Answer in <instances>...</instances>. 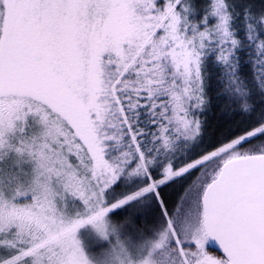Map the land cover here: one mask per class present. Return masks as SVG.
Segmentation results:
<instances>
[{
    "label": "snow or ice",
    "instance_id": "obj_1",
    "mask_svg": "<svg viewBox=\"0 0 264 264\" xmlns=\"http://www.w3.org/2000/svg\"><path fill=\"white\" fill-rule=\"evenodd\" d=\"M232 7L207 0L192 20L188 0H0V151L30 175L12 205L0 194V264H173V249L179 264H264V153L239 151L264 125L194 157L172 147L203 135L210 59L245 108L264 97V16L246 11L241 38ZM125 16L134 46L95 42Z\"/></svg>",
    "mask_w": 264,
    "mask_h": 264
},
{
    "label": "trees",
    "instance_id": "obj_2",
    "mask_svg": "<svg viewBox=\"0 0 264 264\" xmlns=\"http://www.w3.org/2000/svg\"><path fill=\"white\" fill-rule=\"evenodd\" d=\"M188 3L195 13L191 19L198 20L206 10L207 0H188ZM229 4L234 5L232 7L233 27L241 38L245 32L246 11L250 10L252 18L264 16V0H229ZM126 18L130 27V46H134L139 40L138 26L130 16ZM245 71L251 77L250 65H245ZM204 74L210 103L206 111L202 113L203 135L195 144L190 141L174 144L172 147L177 155L187 154L194 157L199 155L200 151L211 149L220 141L241 137L260 125H264V97L255 96L248 99L247 108H245V103L235 97L229 89L228 77L223 68L210 59L205 65ZM239 151L241 156L264 153V135H255L251 139H246ZM186 182V180L178 182L179 187L174 195L182 191ZM164 191L168 190L164 189ZM209 252L220 255L211 249Z\"/></svg>",
    "mask_w": 264,
    "mask_h": 264
},
{
    "label": "rangeland",
    "instance_id": "obj_3",
    "mask_svg": "<svg viewBox=\"0 0 264 264\" xmlns=\"http://www.w3.org/2000/svg\"><path fill=\"white\" fill-rule=\"evenodd\" d=\"M127 16L121 18L119 21H114L110 26L106 27L103 35L95 37L94 40L96 43L105 44V43H116L121 37H126L125 42L130 40V27L128 23ZM86 73L83 70V64H81L80 78L83 77ZM34 108L36 106H33ZM67 115L66 113L64 114ZM48 118L50 121V127L54 132H59L60 140L68 145L72 142V133L66 127L64 123V118L62 115L49 113ZM39 121L33 123L32 128L28 130L29 134L34 132L39 128ZM24 128L20 127L19 132L24 133ZM30 179L28 173V166L23 161L18 160L17 156L5 148L4 151H0V194H2L3 199L6 205H12L14 199L12 194L26 183ZM63 193H57V198L61 197ZM24 205H16V207H23ZM163 226L161 225V230ZM9 229L5 226L3 233V242H14L17 240V236L13 235L11 238L8 236ZM36 233L33 231L32 235ZM156 237H153L155 239ZM192 247H195L193 244ZM206 248L208 247V242L206 243ZM207 251V249H206ZM11 254V249L0 250V259H3L7 255ZM172 262L173 264H179V257L175 254V250H172Z\"/></svg>",
    "mask_w": 264,
    "mask_h": 264
},
{
    "label": "water",
    "instance_id": "obj_4",
    "mask_svg": "<svg viewBox=\"0 0 264 264\" xmlns=\"http://www.w3.org/2000/svg\"><path fill=\"white\" fill-rule=\"evenodd\" d=\"M256 156L257 155H250L248 157L249 158H252V157H256ZM243 157L244 156H242V158ZM208 248L211 249V250H213V251H215V252H217V253H219V254H222L218 242L216 240H214L213 238H209V240H208Z\"/></svg>",
    "mask_w": 264,
    "mask_h": 264
},
{
    "label": "flooded vegetation",
    "instance_id": "obj_5",
    "mask_svg": "<svg viewBox=\"0 0 264 264\" xmlns=\"http://www.w3.org/2000/svg\"><path fill=\"white\" fill-rule=\"evenodd\" d=\"M206 249H207V251L209 252V248L207 247ZM209 253H210V252H209ZM212 254H214V253H212Z\"/></svg>",
    "mask_w": 264,
    "mask_h": 264
}]
</instances>
